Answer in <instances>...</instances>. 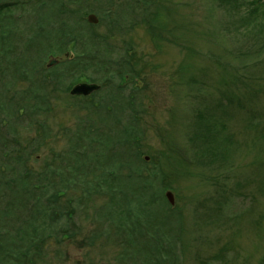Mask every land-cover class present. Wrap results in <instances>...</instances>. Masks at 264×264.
Wrapping results in <instances>:
<instances>
[{
  "label": "rangeland",
  "instance_id": "rangeland-1",
  "mask_svg": "<svg viewBox=\"0 0 264 264\" xmlns=\"http://www.w3.org/2000/svg\"><path fill=\"white\" fill-rule=\"evenodd\" d=\"M129 1L121 0L124 8ZM165 1L172 6L162 20L166 36L176 45L166 42L157 48L139 11L111 39L115 58H123V65L131 58V69L139 75L135 80L127 77L119 93L105 100H81L33 78L41 81L40 92L48 94V111L21 114L19 122L27 128L8 140L19 138L26 145L30 184L50 170L66 189L55 207L63 219L37 237L36 253L24 264H155L156 235L169 240V247L160 246L163 264H264V138L259 136L264 131V44L240 24L258 0H236L233 9L221 7L219 0ZM89 5L78 13L86 16ZM81 83L101 86L80 77L71 89ZM224 97L232 100L226 118L228 134L236 141L232 156L225 163L213 157L198 166L196 149L188 143L193 122L204 109L218 115L216 106ZM133 112L139 113L134 124ZM256 116L263 122L257 124ZM11 144L16 153L19 146ZM140 168L143 179L128 177V171ZM158 170L164 173L161 185L168 186L163 195L174 194L180 217L167 218L160 213L168 211L166 205L153 204ZM80 172L87 174L88 183L79 180ZM106 175L117 190L94 182ZM9 181H0L4 206L15 196L4 185ZM37 199L42 197L33 196L28 203L33 206ZM11 223L0 231L5 228L20 237V223ZM22 236L28 245L27 236ZM10 245L4 242L5 249ZM14 249L15 254L19 246Z\"/></svg>",
  "mask_w": 264,
  "mask_h": 264
},
{
  "label": "trees",
  "instance_id": "trees-1",
  "mask_svg": "<svg viewBox=\"0 0 264 264\" xmlns=\"http://www.w3.org/2000/svg\"><path fill=\"white\" fill-rule=\"evenodd\" d=\"M4 1L6 2L0 6V181L11 179L6 184L2 183L6 185L7 190H14L15 196L9 197L4 206L5 201L2 200L4 187L1 186L0 226L10 227L7 224L9 220L12 222L11 227L13 222L20 223L17 231L20 237L16 238V234L5 228L0 231V264H24L31 261L36 253L39 244L37 237L51 230L58 219H63L62 212L57 213L55 207L58 205L60 194L66 189L65 185H62V178L60 180L62 184H57L55 173L51 172L49 167H46L49 173L44 171L39 175L42 177L41 181L30 184L29 179L32 175L27 169V160L31 155L26 145H22L19 138L8 140L12 135L16 137L19 129L27 128L19 122L21 114L30 117L31 114H43L48 111L45 106L48 94L40 92L41 81L44 85L47 82L52 83L58 93L67 94L70 92L73 80L80 77L97 81L101 85L100 92L91 97L76 98L81 100L93 99L97 96H102V100H105L108 95L119 93L127 77L135 80L139 75L131 69V58L124 59L125 65L121 63L123 58L120 60L115 58L116 52L112 49L111 39L124 30V23L128 17L130 15L136 17L138 11L143 15V23L147 22L149 34L157 48L166 42L174 45L177 42L166 36L167 26L162 20L167 12H171L172 1L155 0V3L150 4L148 0H130L126 8L134 7L132 12L125 10L121 0H0V2ZM88 1L90 5L84 9L86 16H81L78 11L83 10ZM218 2L225 9L236 7V0ZM154 5L155 10L151 11ZM248 12L247 16L240 19V24L249 28L264 44V1L253 2V7ZM91 13L99 18L98 25H90L87 22V15ZM25 15L29 17L26 18ZM25 18L29 23L23 21ZM98 29H103L102 34ZM66 54H69V57L52 70L44 68L49 56L64 57ZM34 77L41 81L34 82ZM111 86L114 87L112 93ZM222 101L223 103L216 106L219 110L218 115L204 109L193 122L194 128L189 133L188 143L196 149L193 158L198 166L213 157L215 161L221 158L225 163L232 156L231 150L234 149L236 141L228 134L226 120L232 100L224 97ZM237 104L239 108L236 109H240L241 102L237 101ZM133 114L132 124L138 121L139 113L133 112ZM209 119L214 123L209 124ZM250 119L251 116L248 117V126L252 125ZM260 119L256 116L257 124L263 122ZM253 129L259 131L258 128ZM87 132L90 133L91 130ZM263 132L261 130L259 136L264 138ZM134 137L135 135L130 138L129 144L133 142ZM11 142L19 146L16 153L13 152L14 147ZM127 167L128 165L125 168ZM140 171L142 172L141 168L137 172L128 171V177L143 179V172L141 174ZM10 172L13 174L11 178L7 177ZM78 176L81 182L88 183L84 181L88 177L86 173L80 172ZM163 176L164 173L155 171V180L159 188L155 192V203L151 202L153 198L150 202L155 205L164 203L168 211L160 213L167 218L180 217L182 209L172 208L163 195L165 188L168 187L165 184L164 187L161 185ZM114 177L117 178V174ZM108 178V175L100 180L94 178V182L109 183L107 185L109 191L117 190L111 188ZM12 183H15V188H12ZM51 189L54 193L50 195ZM33 190H37L38 195L34 194ZM90 193L88 189V195ZM33 196H40L42 200L37 199L31 206L28 202ZM115 205H117L116 201ZM120 229L123 230V227L120 226ZM22 234L27 236L28 245L23 241ZM66 234H70V231L68 230ZM155 237L157 239V241L155 239V264H163V250H160V246L169 247V240H163L160 235ZM70 239H72L71 234ZM5 241L11 243V248H4ZM17 246H19L18 252L14 254V248ZM173 246L175 248L176 244ZM165 253H169L168 250H165ZM127 258H131L130 255Z\"/></svg>",
  "mask_w": 264,
  "mask_h": 264
},
{
  "label": "water",
  "instance_id": "water-1",
  "mask_svg": "<svg viewBox=\"0 0 264 264\" xmlns=\"http://www.w3.org/2000/svg\"><path fill=\"white\" fill-rule=\"evenodd\" d=\"M87 22L91 25H97L99 23V19L95 14H90L87 16ZM68 56L69 54H66V56L62 58L51 57L48 63V67L50 68V67L57 65L60 61L65 60V58H67ZM100 89H101V86L95 83H81V84L74 86L71 89L70 94L72 96L89 97L92 94L100 91ZM165 197L171 206L175 205V197L171 191L166 192Z\"/></svg>",
  "mask_w": 264,
  "mask_h": 264
},
{
  "label": "bare ground",
  "instance_id": "bare-ground-1",
  "mask_svg": "<svg viewBox=\"0 0 264 264\" xmlns=\"http://www.w3.org/2000/svg\"><path fill=\"white\" fill-rule=\"evenodd\" d=\"M51 57H55V56H53V55L49 56V61H50ZM55 58H56V57H55ZM49 61H48V63H49ZM48 63L46 64V69H47V70H52L51 68H55V67L58 66V64H59V63H58L57 65H55V66L49 68V67H48Z\"/></svg>",
  "mask_w": 264,
  "mask_h": 264
}]
</instances>
